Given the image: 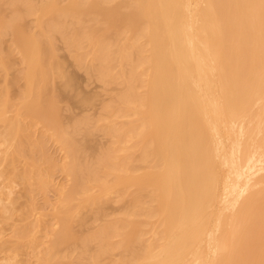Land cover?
Listing matches in <instances>:
<instances>
[{
    "label": "bare ground",
    "instance_id": "1",
    "mask_svg": "<svg viewBox=\"0 0 264 264\" xmlns=\"http://www.w3.org/2000/svg\"><path fill=\"white\" fill-rule=\"evenodd\" d=\"M112 1L46 0L39 10L49 22L41 26L36 17L38 36H13L28 64L19 73L27 113L53 106L43 91L46 31L60 32L71 49L84 39L94 61L86 70L116 84L103 105L113 116L103 123L113 143L94 161L110 177L82 160L74 138L67 144L70 182L58 186L55 233L72 235L80 208L95 211L113 191L123 205L115 225L88 235L96 264L112 247L116 256L103 264H264V0H119L118 10L106 6ZM13 5L16 12L1 22L11 31L21 9L32 10ZM63 11L73 33L64 31ZM119 11L123 24L113 19ZM82 57L74 52L76 61ZM3 198L0 190L4 214Z\"/></svg>",
    "mask_w": 264,
    "mask_h": 264
},
{
    "label": "rangeland",
    "instance_id": "2",
    "mask_svg": "<svg viewBox=\"0 0 264 264\" xmlns=\"http://www.w3.org/2000/svg\"><path fill=\"white\" fill-rule=\"evenodd\" d=\"M14 1L20 9L31 4L32 10L29 13L21 9L18 26L11 31L1 22L16 12ZM45 1L0 0V190L7 207L4 214L0 208V263L96 264L89 256L96 240L88 239V235L102 224L115 225L112 221L123 209L116 201V192L102 194L103 202L95 211L81 207L71 222L72 235L64 238L55 233V210L61 197L58 186L70 182L66 164L72 163V151L67 144L71 147L73 138L78 143L77 152L82 160L95 165V174L103 179L110 177L94 161L113 143L103 124L112 121L113 116H109L110 112L105 111L103 105L110 101L116 84L102 83L94 73L86 70L85 66L94 61L86 55L89 48L84 39H79L78 46L71 49L65 45L60 32L46 31L51 46L45 55L48 79L43 91L48 103L52 99L53 106L39 116L24 110L20 91L25 81L19 73L28 64L26 66L27 62L21 59L13 36L26 30L38 36L40 27L35 25L36 17L41 19V26L49 22V14L39 10V5ZM60 1L63 4L67 0ZM106 6L118 10L120 2L114 0ZM79 16L84 24L86 15L81 12ZM60 17L65 21L64 31L73 33L75 23L71 14L63 11ZM113 19L123 24L122 11ZM76 51L83 52L80 61L74 58ZM34 65L38 68L31 62V66ZM8 189L11 201L6 198ZM73 235L84 236L85 245L81 246ZM109 236L114 242L115 235ZM117 252L114 247L106 253L102 251L97 262L103 264L113 259Z\"/></svg>",
    "mask_w": 264,
    "mask_h": 264
}]
</instances>
